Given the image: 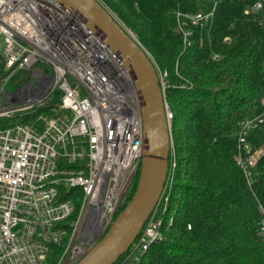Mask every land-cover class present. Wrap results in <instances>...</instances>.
<instances>
[{
	"label": "built area",
	"instance_id": "2783aa9c",
	"mask_svg": "<svg viewBox=\"0 0 264 264\" xmlns=\"http://www.w3.org/2000/svg\"><path fill=\"white\" fill-rule=\"evenodd\" d=\"M209 1V9L176 12L186 46L196 29L211 26L226 0ZM247 13L264 30V0H254ZM17 69H29L37 80L10 95L20 106L0 118L22 120L46 107L52 115L0 125V264H46L61 247L58 264H67L65 258L75 256V249L84 247L83 259L109 231L141 169V100L122 57L82 17L54 0H0V72L10 75ZM157 70L173 154L168 182L176 168L174 114L166 99L167 74ZM57 90L59 104L52 101ZM239 125L238 165L252 186L264 149L255 150L248 138L264 126V112ZM159 207L123 264H138L164 240Z\"/></svg>",
	"mask_w": 264,
	"mask_h": 264
},
{
	"label": "trees",
	"instance_id": "16d2710c",
	"mask_svg": "<svg viewBox=\"0 0 264 264\" xmlns=\"http://www.w3.org/2000/svg\"><path fill=\"white\" fill-rule=\"evenodd\" d=\"M100 1L136 33L167 74L166 99L174 114L176 168L156 207L164 220V240L138 264H264V154L252 186L238 165L239 123L264 112V30L247 13L254 0L223 2L211 26L195 30L190 46L176 12L209 9V0ZM40 115L51 117L52 111L34 109L22 120H1L0 125L35 122ZM248 139L255 150L264 149V126ZM140 174L114 221L132 201ZM62 253L56 248L46 264H58Z\"/></svg>",
	"mask_w": 264,
	"mask_h": 264
},
{
	"label": "water",
	"instance_id": "95a60500",
	"mask_svg": "<svg viewBox=\"0 0 264 264\" xmlns=\"http://www.w3.org/2000/svg\"><path fill=\"white\" fill-rule=\"evenodd\" d=\"M54 1L82 17L89 29L122 57L141 100L145 143L137 191L105 236L78 263L117 264L152 216L168 179L171 134L164 91L150 54L100 0Z\"/></svg>",
	"mask_w": 264,
	"mask_h": 264
},
{
	"label": "rangeland",
	"instance_id": "374dc122",
	"mask_svg": "<svg viewBox=\"0 0 264 264\" xmlns=\"http://www.w3.org/2000/svg\"><path fill=\"white\" fill-rule=\"evenodd\" d=\"M113 15L118 19V21L127 30H129L131 33H133L135 38L138 40L136 33L133 30L126 27L115 14H113ZM6 75L3 73L2 74L0 73V113H4L8 110H11L16 105L20 106V103H18V100L16 98H13V97L10 98V95L22 90L33 79H34V81H35V79L37 80L36 74L33 75V79H32V74H31V71L29 69H17L15 71H13L10 75H8V76H6ZM52 101H54V103H57V104H59L61 102L60 90H57L56 94L52 98ZM1 120H4V121L7 120L8 121L9 119L6 117H2V118H0V121ZM83 248L84 247L75 249V252L73 253L75 256H73L72 254L70 256H67L65 258V261L66 262L68 261L67 264H75L77 261H79V259L81 260ZM78 263L79 262H77L76 264H78Z\"/></svg>",
	"mask_w": 264,
	"mask_h": 264
}]
</instances>
